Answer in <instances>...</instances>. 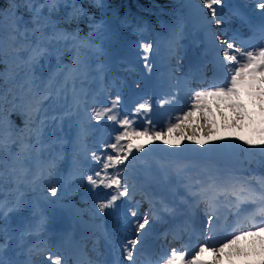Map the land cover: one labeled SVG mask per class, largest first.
Wrapping results in <instances>:
<instances>
[{
  "label": "snow or ice",
  "instance_id": "snow-or-ice-1",
  "mask_svg": "<svg viewBox=\"0 0 264 264\" xmlns=\"http://www.w3.org/2000/svg\"><path fill=\"white\" fill-rule=\"evenodd\" d=\"M224 6L225 0H185L182 5L189 10V15L195 17L196 28L204 34L207 46L215 52L223 68V77L214 76L206 87L193 90L186 110L176 115L174 120L169 119L166 129L145 126L141 131L135 127L134 118L121 116L119 94L110 101V106L87 105L83 85L91 75L90 70L99 75L107 68L106 64L96 61L107 54L106 42L111 38V29L103 18L97 20L89 10L105 9L104 0H0V81L16 84L23 78L30 97L22 103L11 88L5 93L3 84H0V264H70V261L72 264H264V176L252 179L233 177L227 181L210 176L205 182L188 175L195 167L192 162L178 163L175 174L188 176L189 182L185 187L194 199L181 197L177 204L163 195L168 180L167 166L160 165V175H153L147 171L150 166L140 155H147L145 143L140 142L141 137L149 142L162 139L168 144L167 135L175 129H182V140L196 144L207 143L213 138L215 141L226 139L219 134L214 118L216 112H219L225 130L251 127L255 120L241 99L245 94L259 108V115L264 117V0H255V8L259 10V19L255 23L239 9L233 12L248 25L250 36L247 41L238 32L229 36L221 30L226 24ZM81 23L89 29L87 36L82 35ZM186 24L187 17L177 13V18L167 25V35L162 39L166 58L179 60ZM136 28L141 32L144 30L140 23ZM237 40L241 46H237ZM253 40L258 43L252 44ZM137 48L143 67L151 73L153 56L161 55V44L140 42ZM65 54L70 61L67 64L63 62ZM53 56L57 72L49 76L42 88L43 80L36 75V70L42 68L41 61L49 62ZM127 70L131 71L132 65H128ZM60 74L62 80L54 86L55 78ZM69 85L72 103L65 110V116H71L85 106L89 121L106 119L118 126L113 130L110 142L103 143L102 149L89 150L84 144L78 145L96 166L84 173L76 165L70 174L72 180L78 177L86 180L92 194L97 189L107 190L106 197L96 199L89 210L95 235L91 251L99 254L97 245L101 239L106 245V253L101 254L104 257L101 260L67 255L63 245L58 248L44 239L47 216L43 205L56 203L50 197L59 200L62 194L75 192L70 182H52L58 166L56 158L40 160L48 147L45 129L49 127V121H63L60 115H50L46 102L66 101ZM19 87L23 89L24 85ZM175 99V95L171 100L163 99L160 106ZM151 109L150 102L140 103L135 113L138 116ZM224 109L233 113L230 123L225 118ZM197 113L198 120L203 121L196 124L203 141L197 138V130L190 134L183 131L184 125L194 121ZM14 116L20 118V124ZM260 123L264 124V119ZM146 124L151 125L152 121L149 119ZM83 132L81 129V135ZM259 133L257 138L243 135L235 138L264 156V128ZM33 160L39 161L35 172L30 167ZM138 162L144 166L142 181L132 178V173L140 170ZM41 184L44 191L42 201L40 197L30 195L35 194ZM154 184L160 185L159 191L154 189ZM137 195L140 199H136ZM145 201L148 209L142 213L140 207ZM224 203L237 208L248 204L253 206V211L244 221L238 220L235 226L226 230L222 238H216L218 209ZM201 204L207 217L203 243L197 244L190 253L182 245L179 249L171 248L156 259L139 260L142 242L157 220L166 216H184L185 219L173 230V238L178 239L188 231L192 216ZM68 205L79 216L84 215L85 210L78 209L70 200ZM25 212L33 219L21 216L25 222L14 225L13 218ZM108 215L130 227L131 234L127 239L117 243L114 230L104 223ZM73 243L81 256H87L78 241L73 240ZM208 254L210 258L206 259Z\"/></svg>",
  "mask_w": 264,
  "mask_h": 264
},
{
  "label": "rangeland",
  "instance_id": "rangeland-1",
  "mask_svg": "<svg viewBox=\"0 0 264 264\" xmlns=\"http://www.w3.org/2000/svg\"><path fill=\"white\" fill-rule=\"evenodd\" d=\"M183 1L185 3V0ZM241 1H242V5L244 6L247 12L251 13V15H253L254 17H259V10L255 8V0H241ZM225 5L226 6L223 7V16L226 20V24L222 26L221 30L226 31L227 34L231 36L234 32L233 31V29L235 28L234 26L236 27L238 25L243 26V22L236 15H233L234 11L232 9L231 0H225ZM185 15H186L185 17H187L186 36L188 38L186 37L187 39L181 42V47L178 53L179 60L175 58H166L163 55L164 46L162 42H160V44H162L161 45V55L153 57V69L151 73H148V71L143 67V62L139 59L137 55L138 50L132 51L131 49H129L128 46L125 48L123 47V45H121L123 48V51L121 53L115 54V59L118 60L117 64L122 63L123 66L122 65L120 66L125 68V71H121L120 73H124L127 76V78L130 77V80L132 81V86L134 88H138L142 86V83H143L142 77L140 78L138 77V75L141 71L143 73V70L147 71V74L149 75V77L146 76L148 78V81H150L149 83H151L152 85L154 84L156 87V89L154 90V96L152 95V93H149L148 95L134 102L132 107L133 109L134 107L136 109L140 103L150 102L152 105L151 111L148 113L142 114V115H138V116L140 117L147 116V120H149L152 114L157 113L161 116V119L157 120L153 118L154 120L152 121L151 125L146 124V121H144L145 124L141 125L143 121L140 120L138 122L139 125L135 126L137 127L138 130L142 131L143 127L145 126L149 127V129L153 127L156 128L157 130H160L162 128L166 129V125L169 119L174 120L176 115H179L181 114L183 110H186L189 95L193 90H200L206 87L207 84L212 81L214 76L217 78L223 77V74L221 73L222 70L220 69L221 66L216 65V64H219V61L216 63H212V65L207 64L208 61H212L216 59L215 52L207 46L205 42L204 34L196 28L195 17L189 15V10L187 8H185ZM109 18H111L110 20H113L112 17H109ZM140 24L142 28L144 29L143 31L145 33L143 37L145 38L147 34L149 38L151 34L153 33V31L150 30L147 24L142 23V22ZM170 24L171 23H168V22L165 24V27H164L165 33H167V25H170ZM138 31H139L138 33H142L140 30ZM113 36L114 35H112L110 38L112 43H113V39H112ZM190 36L191 38H189ZM144 38L142 39L141 42H147L146 39ZM132 43L134 46L135 42H132ZM136 45H138V42ZM237 46H241L240 40H237ZM193 50L199 55L198 57L199 60L197 58L196 69L194 67H188L187 65V59H188L187 52L193 51ZM104 58L102 56L99 60L96 61V63L106 64L104 61ZM128 62H131V64L133 65L131 71L127 70L128 66H126V64L128 65ZM41 64H42V68H38L36 70V75L38 77L44 78L46 80L47 78L46 73L48 72L49 69L53 70L54 73L57 72L56 70L57 65L54 64V61L52 58H50L49 62L41 61ZM90 71H91V75H93L94 78L93 77L90 78L91 76L90 75L83 85L84 90L87 93V97H86L87 105L95 104V106L97 107L110 106V101L116 97L118 92L116 91V86L113 84H110V81L107 77L109 73V66H107L106 70L99 75H97V73L94 70H90ZM199 72H202L203 75L206 74L205 84H198L195 82L194 78ZM190 73H193L194 75L193 78H190ZM182 74H186V76L189 78L185 80L182 77ZM59 77L62 79V74L56 76L55 78L56 82L60 81ZM37 83H39V81H37ZM185 86H187V90L184 88ZM70 88H71V85H69V91H68L67 100H66L67 102L63 106L65 108H67L68 106H71V103H72V94H71ZM103 95L108 96V98H110V101L107 102L104 99H102ZM173 95H175L176 97L175 100H172L171 103L164 104L163 107L160 106L161 100L163 99L171 100ZM22 96L25 98V100H28L30 98L27 93H23L22 91H20L19 97H22ZM119 96H120V101H121L122 99L121 95L119 94ZM242 100L247 105L248 111L252 113V119L255 120V124L252 125L251 127H244L242 129L228 128L227 130H225L223 128V122L221 120L220 114L215 113L214 118L217 121V127L219 129V134L221 136L226 137V139L222 141H217L218 142L216 144L217 147L215 148V151L212 155H209L206 157H200V156L193 157V156H190L185 151H180V150H176L173 148H167L162 139H154L151 142H149L146 138L141 137L140 139L141 142L145 143L146 145L147 155H149L150 153H153L154 155L153 157L161 159L163 163L167 162L166 164H159L155 168V173H153V171L150 170L149 168L147 169V171L151 172L153 175L159 176L160 175L159 166L160 165L167 166L168 180L166 182V185L170 190H171V186L173 185V189L171 191H168L167 193L169 194L167 195H170V197H172V192L176 194L183 193L187 195V197H189L190 200L194 199L193 197H191L190 193L185 187V185L189 182L188 176H185V175L177 176L175 174V167L178 163L192 162L195 165V167L190 170L188 175L191 176L193 179L199 178L201 180H204L205 182H207L210 176H214L220 181H227L233 177H238L241 179L243 178L250 179L249 176L246 175V172H244L242 169H239L238 166L233 162V159H231V157L234 155V153L237 150L240 149L241 144L243 143V141L237 140L235 137L243 135L246 138H249V137L252 138L253 136L256 135L255 133H257V137H258L259 129L257 130V128L261 126L260 121L261 119H264V117H261L259 115V108L257 106H254L251 103L249 97L246 94L242 96ZM46 104L48 105V102H46ZM54 109L55 107L53 108V110ZM84 109H85V106H84ZM88 110L90 111V108ZM49 111H51V109ZM119 111L121 113V116L128 115L127 112L124 111V109L120 110L119 108ZM224 112H225V118L230 123L231 120L233 119L232 111L229 109H224ZM76 113L77 112H75V114L73 115H76V117L79 119L78 120L79 125L77 123V118L73 119V117L69 119L66 118L65 121H62L63 124L66 122V125H64L63 127L65 131L63 133L64 136L67 134H72V133L81 135V129H84V134L86 135V137H88V142H89L88 147L91 148V150H98L97 147L100 144L103 145L105 141L110 142L111 135L106 137V134H111L110 129L114 125L112 122H107L106 119L99 121V122H96L94 120L89 121L88 112H86L85 110L84 112H82V114L81 113L76 114ZM53 115H55V112H53ZM198 117H199V113L196 114V118H194V121L187 122L183 128V131H186L189 134L194 129L197 130L198 132L197 138H199V130L196 128V124L203 122V121H199ZM81 120H84V123H85L84 128H83V122ZM96 123H102L103 128L101 130H97L95 128ZM48 131H49L48 129H45L46 135H48ZM98 131L100 132V136L96 137L94 133ZM181 132H182V129H175L173 130L172 133L168 134L167 139L170 141L169 143H172V142L182 143L183 141L187 140V139H183V140L181 139ZM92 134H93V137H92ZM230 137L233 138V141L236 147H235V150L231 152H226V142H227V139ZM45 139H46L48 147L41 154L40 160H47L50 157L56 158L57 164H58L52 182L55 183L56 181H60L62 184L65 182H70L71 186L75 189V192L74 194L64 193L61 195L59 200H57L56 197H50V200L56 201V203L43 205L44 212L46 213V216H47L46 235L44 236V239L48 244H50L51 240H54L57 243L70 244L72 239H74L75 241H78L80 246H83L85 250H88L89 246L86 241H88L89 243L90 241L92 240L94 241L95 239L94 230L91 227L93 222L90 219L89 210L91 209V206L96 201V199L105 198L106 194H103L104 193L103 189H97L96 193L92 194L89 191L90 186L87 184L86 180L84 179H80L78 177L72 180L70 178V175L66 174L65 171L63 170L61 158L57 150L54 148V146L57 145V143L55 145L50 143L49 135L48 137L45 136ZM154 144H156L157 147H154L153 146ZM140 155L143 157H146L144 153H141ZM71 162H72L73 167L78 165L80 170L84 173H88L90 169L92 168V167L91 168L86 167L88 160H86L84 157H74L71 159ZM38 163H39L38 160H33V162L31 163L30 167L32 168L33 172L36 171ZM139 171H140L139 172L140 177L143 180L144 174H145L143 170V166L140 167ZM253 177L259 178V177H262V175L254 174ZM158 186L160 189V185ZM42 187L43 185L41 184L37 192L35 194L30 193V195L40 197L42 201V198L44 195V191L41 190ZM136 199H140V196H137ZM232 199L234 200L235 198H232ZM69 200L73 202L78 209L85 210V213L82 217L77 214L75 209L71 208L68 205ZM199 208H202V205H200ZM252 208L253 206L251 205L241 204L239 208L232 206L230 211H228L226 215L223 214L222 217L224 219V223H223V227L221 231V238L225 235L226 230H228L232 226H235V223L238 220H240V217H241L240 215L245 216L246 214H250L252 212ZM142 209L144 210L143 212L147 211L148 204L146 202L142 203L140 207V211ZM21 216L27 217L30 220L33 219L28 212H25L13 218L14 225L23 224L25 222L24 220L21 219ZM203 218H206V216H204ZM36 219H38V217ZM172 221H174V217L172 218ZM104 223L107 228L114 230L116 240H119V237H117L118 236L117 234L119 233L124 234V231H122L121 229V225H122L121 221L116 219L114 216L108 215L105 218ZM57 225H60L61 228H65L66 232L65 233L59 232L57 229L58 228ZM165 225L166 224L163 223L160 226L161 229H164ZM125 227L128 229V226H125ZM199 227H201L202 229L201 236L204 237L203 230L206 226L204 224H201L199 225ZM82 229H86L87 238L84 237ZM78 232L80 233L79 238L75 236V234ZM183 235H187V233L186 234L183 233ZM68 237H70L71 239H66ZM172 237H173V233H172ZM184 239H185V236H184ZM200 243L202 242L199 240L198 244ZM60 246L61 245H59V247ZM175 246L176 245L174 243H168L167 245H165V249L163 250V252L164 251L167 252L171 248H175ZM97 247L99 250L100 248L101 249L103 248L102 251H103V254H105L106 245L102 241V239L100 240ZM66 254L67 255L71 254V256L80 257L82 259V257L79 254H77V252L71 251L70 249L66 251ZM21 258L23 259V257ZM102 258H103V255H101L98 260H101ZM70 264H72L71 261H70Z\"/></svg>",
  "mask_w": 264,
  "mask_h": 264
},
{
  "label": "trees",
  "instance_id": "trees-1",
  "mask_svg": "<svg viewBox=\"0 0 264 264\" xmlns=\"http://www.w3.org/2000/svg\"><path fill=\"white\" fill-rule=\"evenodd\" d=\"M104 3L107 5L105 9L90 8L89 10L95 15L97 20L103 18L108 23L111 19L109 17H112L117 25V33L115 32L112 37L114 43L117 45H123L125 48L128 46L132 51L138 50L136 44L137 42L139 43L142 41L145 34L144 31L138 33L139 31L136 28L138 23H145L150 30L155 29V31L159 33L164 29L167 22L172 23V21L177 18V13L185 16V8L182 7L184 4L183 0H104ZM62 26L67 27V25ZM80 27L82 29V35L87 36L89 29L86 24L81 23ZM147 38L148 36L146 34L144 39H146L147 42H150V37ZM132 42H135L134 46ZM51 58L53 59L54 64L57 65L56 58L54 56ZM63 62L65 64L70 62L68 54H65L63 57ZM46 74V80L41 78L43 80V83H41L42 88L47 84L48 77L54 74V71L49 69ZM59 79L60 81L62 80L60 77ZM59 82H56L55 86H58ZM0 84H3V82L0 81ZM19 85H24V88L21 89ZM27 87L28 85L23 78L19 79L16 84H3L5 93L11 88L17 96L20 95V91L27 93ZM20 98L22 103L27 102L23 96ZM65 103L66 101L64 100L63 104ZM48 105H50L49 110L51 109L52 111L54 105L52 106L49 103ZM13 118L18 124L21 123L19 117L14 116ZM261 128H264V124H261L257 130H260ZM255 134L256 135L252 138H257V133ZM231 159H233V162L239 169L246 172V175H248L250 179L253 178L254 174L264 176V156H261L258 151L253 150L252 146L246 145L243 142L240 149L234 153Z\"/></svg>",
  "mask_w": 264,
  "mask_h": 264
},
{
  "label": "bare ground",
  "instance_id": "bare-ground-1",
  "mask_svg": "<svg viewBox=\"0 0 264 264\" xmlns=\"http://www.w3.org/2000/svg\"><path fill=\"white\" fill-rule=\"evenodd\" d=\"M234 10V9H233ZM257 19H259V17H257ZM235 27V26H234ZM239 28V30L241 31V27L242 25H238L237 26ZM192 47V46H191ZM193 48V47H192ZM192 54L191 51H189L187 53V55H190ZM199 57V56H198ZM215 57H216V54H215ZM188 61V59H187ZM218 62V59L216 58L215 60H212V61H208L207 64L209 65H212V63H216ZM205 63V62H204ZM216 65H220L219 64H216ZM220 69L222 70V74L224 75V72H223V68L222 66L220 67ZM206 76V74H205ZM182 77L187 80L188 77L186 76V74H182ZM186 90H187V86L184 87ZM242 99V97H241ZM125 104H126V101L123 103V104H120V110H125ZM127 114H129L128 111H126ZM132 113V111L130 112ZM219 114V112H216ZM128 116V115H127ZM115 128H118V126L116 125H113V127L110 129V132L114 134V129ZM67 139V138H66ZM198 139H201L202 141L204 140V137L202 135L199 134V138ZM141 142V140H140ZM143 143V142H142ZM218 142L215 141L214 139L207 142L206 144L202 143V144H196L194 141H191V140H185L183 141L182 143H178V142H172V143H168V144H165V146L167 148H173V149H176V150H180V151H185L187 152L190 156H193V157H206V156H209V155H212L215 151V148L217 147V144ZM154 147H157L156 144L153 145ZM235 143L233 141V138L230 137L227 139V142H226V152H231L233 150H235ZM153 153H150L149 155H146V157H144V159L147 161V164L150 166L149 169L153 171V173H155V168L159 165V164H166V163H163V161L159 158H156V157H153ZM137 166H143L141 165L139 162H138V165ZM144 168V166H143ZM154 189L159 191V186L157 184H154L153 185ZM165 190L168 192V191H171L173 189V185L171 186V190L167 187V185L165 184ZM103 194H106L107 193V190H103ZM164 192V191H163ZM169 193H166V197L169 199V200H173L175 203L179 204L180 203V198L183 197L185 199H189V197H187V195L183 194V193H179V194H176V193H173L172 192V197H170V195H167ZM147 203V202H146ZM202 205V208H198L195 213L193 214L192 216V219H191V222H190V225H189V229L187 232H185V234L187 233V235L190 233H192V228L193 226H199L201 224H204L206 226V220H207V217L206 218H203L205 215L204 213V205ZM181 207H183V205H181ZM232 206L228 205L227 203H224V204H221V206L219 207L218 209V215H219V219L221 220V223H220V228L219 230H217V235H218V238H221V231H222V226H223V222H224V219H223V214L226 215L228 213V211H230ZM144 210L142 209L141 212H143ZM252 211H253V208H252ZM249 214H246L245 216L244 215H240V220L239 221H244L245 218L248 216ZM178 217H182L183 220L185 219L184 216H178ZM178 217H175L174 219L178 218ZM169 221H172V217H165L163 220H157L152 226H151V231L148 232L147 236L145 237L144 241L142 242L143 243V246L145 244H147L150 240H155L156 241V246H155V256L157 257H160L161 255H163V250L165 248V245H167L168 243H174L176 246L175 248H180L182 245H184L185 243V239H184V236L186 237L187 235H183L179 238V239H174L172 237V233H173V230L175 228V226L177 225L176 224V220L175 222H172L171 223V227L169 230H165V229H161V225L163 223L167 224ZM214 223H216L214 221ZM237 223V222H236ZM235 223V225H236ZM57 229L59 232L61 233H65L66 232V229L65 228H61L60 225H57ZM121 229L122 231H124V234H117L119 237V240H117V242L119 243V241L121 240H125L127 239V237L131 234V229L130 227H128V229L125 227V225H121ZM83 231V234H84V237L87 238V234H86V229H82ZM116 237V236H115ZM73 240L70 242V244H67V243H57L56 241L54 240H51L50 241V244L51 245H55L59 248V245H63V248L68 250L70 249L71 251H74V252H77V254L80 255V252H79V249L74 245L73 243ZM199 240L203 243V240H204V237L201 236L199 238ZM103 241V240H102ZM88 246H89V249L86 250L87 252V256H81L82 259L86 260L88 257H91L93 260H98L101 256V254H103V251L102 249L100 248L99 250V254L97 253H93L91 251V247H93V240L90 241L88 243V241H86ZM104 242V241H103ZM105 243V242H104ZM187 243V242H186ZM197 245V244H196ZM83 247V246H81ZM196 247V246H195ZM106 253V252H105ZM140 256H141V253H140ZM206 259L210 258V254H208L206 257ZM121 259H123V257H121Z\"/></svg>",
  "mask_w": 264,
  "mask_h": 264
}]
</instances>
